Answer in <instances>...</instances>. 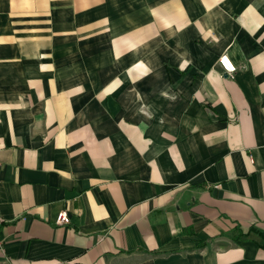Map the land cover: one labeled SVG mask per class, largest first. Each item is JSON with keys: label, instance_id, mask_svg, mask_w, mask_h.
<instances>
[{"label": "crops", "instance_id": "0c3cea01", "mask_svg": "<svg viewBox=\"0 0 264 264\" xmlns=\"http://www.w3.org/2000/svg\"><path fill=\"white\" fill-rule=\"evenodd\" d=\"M0 217V264H264V0H0Z\"/></svg>", "mask_w": 264, "mask_h": 264}, {"label": "built area", "instance_id": "2783aa9c", "mask_svg": "<svg viewBox=\"0 0 264 264\" xmlns=\"http://www.w3.org/2000/svg\"><path fill=\"white\" fill-rule=\"evenodd\" d=\"M219 66L222 69V74L227 76V77L233 78L235 73L237 72V67L232 62V60L226 55L222 56L219 59ZM56 222L59 225L69 224L70 223V218H69L68 212L67 211H62L61 213H59ZM3 223H4V221L0 217V227H1V225Z\"/></svg>", "mask_w": 264, "mask_h": 264}]
</instances>
